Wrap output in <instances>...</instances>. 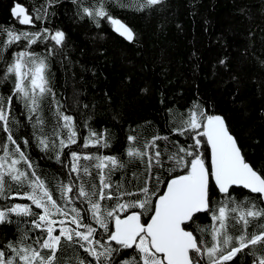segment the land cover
I'll return each mask as SVG.
<instances>
[{"label": "snow or ice", "instance_id": "1", "mask_svg": "<svg viewBox=\"0 0 264 264\" xmlns=\"http://www.w3.org/2000/svg\"><path fill=\"white\" fill-rule=\"evenodd\" d=\"M62 4L30 9L13 0V22L0 24V84L8 83V94L0 93V225H16L15 233L0 232V264H236L238 257L264 264V161L250 160L226 117L199 94L179 120L167 119L175 113L166 109L150 138L132 129L124 152H112L110 130L94 127L79 94L66 105L54 91L53 63H71L67 33L55 23ZM72 4L76 20L107 21L136 44L140 35L112 9L151 16L167 0ZM218 64L231 72L226 58ZM21 119L30 126L23 138ZM32 148L61 174H46ZM131 164L142 171L129 178Z\"/></svg>", "mask_w": 264, "mask_h": 264}, {"label": "trees", "instance_id": "2", "mask_svg": "<svg viewBox=\"0 0 264 264\" xmlns=\"http://www.w3.org/2000/svg\"><path fill=\"white\" fill-rule=\"evenodd\" d=\"M20 2L31 9L44 0ZM12 3L0 0V24L13 22ZM74 11L72 0H63L57 9L55 23L67 33L71 63H53L54 91L66 105L74 104V93L79 94L81 107L88 104L94 113V127L110 130L112 152H124L132 129L150 138L154 128L164 125L166 109L175 113L167 119L179 120L199 94L226 117L250 160L264 161V67L255 58L264 60V0H167L163 13L151 16L129 7L113 8L115 17L140 35L136 44L120 37L107 21L96 27L76 20ZM225 58L231 72L218 64ZM233 75L239 76L238 83ZM7 87V82L0 84V93L7 95ZM145 87L149 91H142ZM162 93L165 104L160 102ZM44 114L51 127L55 121L47 105ZM16 115L19 118V112ZM25 123L21 119V138L30 132ZM31 155L46 174H61L60 165L39 149L32 148ZM140 171L131 164L126 175L131 178ZM120 176L117 173L113 180ZM0 232L15 233L16 225H0ZM70 258L71 252L65 256ZM242 259L238 257L236 264Z\"/></svg>", "mask_w": 264, "mask_h": 264}]
</instances>
